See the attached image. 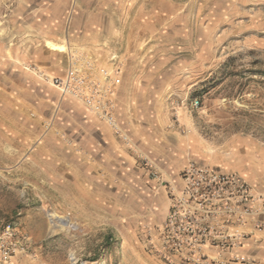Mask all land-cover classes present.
Returning <instances> with one entry per match:
<instances>
[{"label":"rangeland","instance_id":"rangeland-1","mask_svg":"<svg viewBox=\"0 0 264 264\" xmlns=\"http://www.w3.org/2000/svg\"><path fill=\"white\" fill-rule=\"evenodd\" d=\"M72 68L109 87L116 118L158 174L155 189L135 184L127 153L115 189L92 177L97 156L77 147L74 124L92 115L51 84ZM190 162L264 197V0H0V229L15 231L7 264L225 259L209 240L176 257L162 242L171 187L161 181Z\"/></svg>","mask_w":264,"mask_h":264},{"label":"built area","instance_id":"built-area-1","mask_svg":"<svg viewBox=\"0 0 264 264\" xmlns=\"http://www.w3.org/2000/svg\"><path fill=\"white\" fill-rule=\"evenodd\" d=\"M51 84L61 95L80 100L89 113L111 128L123 143L129 144L108 98L109 87L102 81L72 68L64 77L52 79ZM198 104L194 101L193 108ZM142 160L152 179L158 181L157 172L146 158ZM169 194L170 209L161 237L169 255L199 253L209 240L215 250L227 254L225 259L215 258L209 264H250L239 251L246 248L254 232L264 234V197L255 193L247 181L190 162L180 174V187L171 188ZM14 237L13 226L0 229V264H7L11 258ZM192 260L199 263L202 259Z\"/></svg>","mask_w":264,"mask_h":264},{"label":"crops","instance_id":"crops-1","mask_svg":"<svg viewBox=\"0 0 264 264\" xmlns=\"http://www.w3.org/2000/svg\"><path fill=\"white\" fill-rule=\"evenodd\" d=\"M113 90L116 91V86ZM88 119L89 120L87 121L76 120L74 124L80 125V127H76V131L78 132V134L75 136L77 137V147L81 148L82 151H85L86 154L88 153L89 155L97 156L96 165L90 169L91 172H94L92 177L96 178V180L101 183L100 185L103 184L104 187L113 186L115 189V181L121 179L122 176L120 157L127 153L126 155L129 158L132 166L136 169V171L139 172V175H141L140 178H138L139 181L138 179L134 181L135 184L139 185V182L141 183L146 181L150 187L155 189V185L158 181L152 179V177L149 175V171L147 169L148 167L145 168L140 159H138H149V155L136 150L135 146L131 142L130 136L123 129L119 120L117 119L122 132L125 133L129 139V144L123 143L119 136L115 134L111 128H109L104 122L100 121L95 116H89ZM77 147L75 150L78 149ZM185 166L177 173L174 179L172 177H167L164 174L165 178L163 177L161 185L164 187L170 185L171 188L180 187V174ZM153 169L150 168L151 171H153ZM137 195L138 194L136 193L134 194V196ZM166 200L167 201H165L164 205L162 206V218L166 217L169 210L168 198ZM254 236L262 237V233L254 232L247 242V247L245 248L246 250L244 249L242 253H245L244 255L256 260L257 264H264V239L262 241L259 240L256 242L253 239Z\"/></svg>","mask_w":264,"mask_h":264},{"label":"bare ground","instance_id":"bare-ground-1","mask_svg":"<svg viewBox=\"0 0 264 264\" xmlns=\"http://www.w3.org/2000/svg\"><path fill=\"white\" fill-rule=\"evenodd\" d=\"M50 44V43H49ZM54 50L64 51L63 46L50 45Z\"/></svg>","mask_w":264,"mask_h":264}]
</instances>
